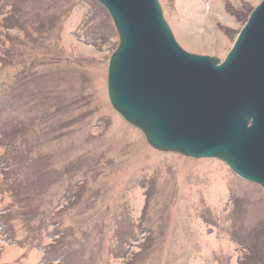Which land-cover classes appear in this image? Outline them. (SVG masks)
Returning <instances> with one entry per match:
<instances>
[{
  "label": "rangeland",
  "instance_id": "1",
  "mask_svg": "<svg viewBox=\"0 0 264 264\" xmlns=\"http://www.w3.org/2000/svg\"><path fill=\"white\" fill-rule=\"evenodd\" d=\"M224 59L262 0H159ZM96 0H0V264H264V190L160 151L111 105Z\"/></svg>",
  "mask_w": 264,
  "mask_h": 264
},
{
  "label": "water",
  "instance_id": "2",
  "mask_svg": "<svg viewBox=\"0 0 264 264\" xmlns=\"http://www.w3.org/2000/svg\"><path fill=\"white\" fill-rule=\"evenodd\" d=\"M119 45L108 66L111 105L153 148L217 158L264 190V0L222 60L184 49L159 0H96Z\"/></svg>",
  "mask_w": 264,
  "mask_h": 264
}]
</instances>
